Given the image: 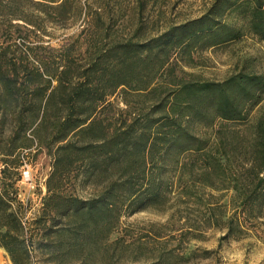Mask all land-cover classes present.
<instances>
[{"label": "trees", "instance_id": "1", "mask_svg": "<svg viewBox=\"0 0 264 264\" xmlns=\"http://www.w3.org/2000/svg\"><path fill=\"white\" fill-rule=\"evenodd\" d=\"M148 1L133 0L134 30L114 35L123 9L111 0H0L8 27L21 21L39 31L44 20L35 12H45L65 28L71 13L83 17L80 34L91 38L85 50L78 39L50 50L0 47V247L12 264H33L36 256L40 264H65L68 255L79 264L83 258L72 254L81 238L68 233L63 219L97 215L109 231L115 223L105 213L117 221L124 210L165 206L172 184L175 208L190 206L198 225L179 229L171 257H181L183 244L209 227L220 230L219 241L264 243V72L243 65L222 80L186 78L170 60L172 51L192 54L245 37L264 43V0H201L196 16L144 23ZM148 24L155 33L135 40ZM118 91L152 96L153 103L133 115L128 108L110 115L107 99ZM32 147L44 151L51 169L28 230L17 192L24 159L17 152ZM171 152L179 156L169 160L177 179H159L155 169L166 166ZM97 175L115 180L96 198L67 193L75 179ZM161 261L159 255L151 264Z\"/></svg>", "mask_w": 264, "mask_h": 264}, {"label": "rangeland", "instance_id": "2", "mask_svg": "<svg viewBox=\"0 0 264 264\" xmlns=\"http://www.w3.org/2000/svg\"><path fill=\"white\" fill-rule=\"evenodd\" d=\"M89 1L91 0H78L81 4ZM132 1L111 0L123 9V14L115 17L117 30L113 32L114 35H124L134 30L137 17L131 12ZM148 3V8L151 10L148 14H144V23L147 22V18H166L171 22H178L196 16L202 8L201 0H149ZM161 10L166 12L161 14ZM35 14L44 20L42 29L36 32H31L32 28L21 21H14L15 27H8L6 25L8 23L0 15V47L10 44L13 50H25L27 47L35 46L50 50L64 44H73L78 39L85 50L91 38L88 37V31V33L85 31L80 34V30L84 27L82 16L67 14L66 17L70 19H65L67 26L63 28L64 26L59 23L61 18H56L54 14H45V12H35ZM76 21L77 24L70 27V24ZM17 23L20 26H17ZM155 31L156 26L148 24L143 27V31L135 40H142L154 34ZM38 50L39 53H45L42 49ZM81 57H84V54ZM170 60L175 64V72L179 74V69L185 71L186 78L195 76L206 80H222L243 65H246L247 71L264 72V43L245 37L240 41L214 48L196 50L192 54L172 51ZM131 93L134 92L124 94L118 91L115 95L108 97L107 100L112 104L106 111L110 115H116L118 108H128V112L133 115L142 109L146 110L153 103L152 96L137 97L136 94ZM123 101H126L127 105ZM17 154L20 159L30 164L26 169L27 179H21L17 183L18 198L23 206V221L29 230L35 227L33 221L41 211L42 199L46 195L45 182L51 163L44 151L36 147L18 151ZM174 155L175 152H171L164 168L162 163L155 169L158 170L159 179L164 177L177 179L174 166L170 164L179 157ZM155 158H158L157 153ZM159 170H161L160 174ZM111 171L113 170L109 172ZM110 178L113 176L107 175L104 178L97 175L91 179L83 177L75 179L73 187H68L66 191L81 199L96 198L101 190L108 186V183L115 180ZM71 181L73 183L74 179ZM168 196L169 201L165 206L145 205L141 210L133 213L127 210L120 212L118 222L115 221L114 212L105 213L102 218L115 223L109 231V225L105 226L103 224L105 222L98 220L97 215H91L86 219L87 216L83 212L71 213L63 221L72 237L78 234L81 238L77 252L72 255L83 258L79 264H151L159 255L162 259L160 264H264V243L252 237L219 241L221 232L212 227L206 228L199 239L186 241L183 244L184 250L181 257L176 254L171 257L167 251L176 245L179 229L182 226L198 224L194 222L197 218L190 206L189 208L181 206L179 210L175 208L179 202L176 199L174 184L168 186ZM69 241L70 239L66 236L60 245L66 246ZM38 261L40 262V257L36 256L32 262L40 264L41 262ZM63 263L77 264L69 255L64 258ZM0 264H12L8 254L1 247Z\"/></svg>", "mask_w": 264, "mask_h": 264}, {"label": "built area", "instance_id": "3", "mask_svg": "<svg viewBox=\"0 0 264 264\" xmlns=\"http://www.w3.org/2000/svg\"><path fill=\"white\" fill-rule=\"evenodd\" d=\"M30 164H29V162H26L25 160L23 161V164L21 165V167H20V180L21 179H27V168H28V166H29Z\"/></svg>", "mask_w": 264, "mask_h": 264}]
</instances>
